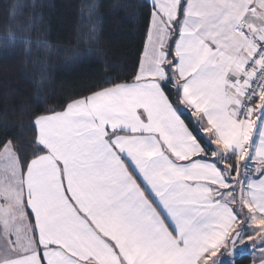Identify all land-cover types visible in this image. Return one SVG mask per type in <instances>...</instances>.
<instances>
[{"label": "snow or ice", "instance_id": "obj_1", "mask_svg": "<svg viewBox=\"0 0 264 264\" xmlns=\"http://www.w3.org/2000/svg\"><path fill=\"white\" fill-rule=\"evenodd\" d=\"M151 7L130 79L0 145V264H264V0Z\"/></svg>", "mask_w": 264, "mask_h": 264}, {"label": "trees", "instance_id": "obj_2", "mask_svg": "<svg viewBox=\"0 0 264 264\" xmlns=\"http://www.w3.org/2000/svg\"><path fill=\"white\" fill-rule=\"evenodd\" d=\"M14 3L19 7L13 20ZM151 11L148 0H0V145L12 139L28 152L35 112L110 86L108 78L130 79ZM10 34L32 43L8 45ZM252 261L242 252L236 264Z\"/></svg>", "mask_w": 264, "mask_h": 264}, {"label": "crops", "instance_id": "obj_3", "mask_svg": "<svg viewBox=\"0 0 264 264\" xmlns=\"http://www.w3.org/2000/svg\"><path fill=\"white\" fill-rule=\"evenodd\" d=\"M148 1L151 3V0H148ZM146 39H147V37H146ZM145 43H146V40H145ZM142 54H143V52H142ZM141 57H142V55H141ZM246 252H249L252 255L253 261L251 264H260V255H259L258 251H256L255 253H253L252 251H246Z\"/></svg>", "mask_w": 264, "mask_h": 264}]
</instances>
